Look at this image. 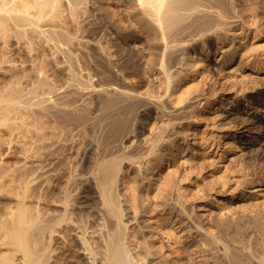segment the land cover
<instances>
[{
  "label": "bare ground",
  "instance_id": "bare-ground-1",
  "mask_svg": "<svg viewBox=\"0 0 264 264\" xmlns=\"http://www.w3.org/2000/svg\"><path fill=\"white\" fill-rule=\"evenodd\" d=\"M236 1L0 0L3 43L12 38L39 52L30 66L31 86L25 88L20 81L22 85L5 84V89L3 85L0 92L1 126L10 122L8 116L15 109L12 121L17 109L31 111L34 117L33 123L27 119L32 140L31 152L26 149L29 154L24 155L25 161H31L30 176L21 178L27 168L24 163L26 168L20 170L17 180L19 184L23 179L19 197L14 199L17 201L0 204H7L0 207V264H197L189 248L192 241H188L195 233L201 236L204 260H211L210 264H217L219 257L232 264H264V206L262 211L260 203L245 208L255 211L251 216L242 212L235 219L230 216L234 220L227 214L228 218L222 215L221 221L214 219L217 230L235 241L236 246L231 247L230 237L227 242L219 236L222 232L214 235L202 220L195 225L192 203L189 207L184 199L180 201L192 194L185 177L179 179L177 172L166 174L160 168L166 154L159 151L169 137V127L187 109L192 116L201 111L192 105L201 96L196 93L199 84L195 76L202 71L191 57L180 59L179 55L189 51V42L194 46L196 40H204L210 33L236 40L237 35L231 33L233 24L242 17L241 12H246L244 8L239 9V17L234 14ZM254 1L239 0L244 6ZM93 9L101 14L95 16ZM89 39H98L97 44ZM131 40L133 46H129ZM139 42L144 45L141 49H137ZM39 55L46 63L40 62ZM235 55L236 51H228L226 59ZM177 63L186 71L172 73ZM247 64L263 68L264 63ZM215 90L210 94L213 100L218 96ZM213 100H208L209 106ZM153 110L161 118L159 115L150 124L146 146L125 150L124 143L139 138L143 125L150 123ZM196 119L189 123L197 125ZM22 120L24 127L26 120ZM8 130L12 137L13 126ZM176 140H169L170 148ZM237 148V144L229 143L227 151ZM8 152L0 153V193L7 176L18 169L17 165L9 168L2 163V156ZM260 153L264 155V148ZM236 162V169L228 166L231 173L225 184L234 191L252 187L258 195L264 188V166L255 162L251 170L243 155ZM240 175L244 179H239ZM174 190L178 195L172 197ZM173 198L179 200L173 202ZM177 224L186 228V236L178 234ZM145 227L151 237L162 231L168 244L162 238L157 246L146 236Z\"/></svg>",
  "mask_w": 264,
  "mask_h": 264
},
{
  "label": "rangeland",
  "instance_id": "rangeland-1",
  "mask_svg": "<svg viewBox=\"0 0 264 264\" xmlns=\"http://www.w3.org/2000/svg\"><path fill=\"white\" fill-rule=\"evenodd\" d=\"M244 8L245 10H243ZM239 9L246 11V12H241L240 10V12L242 13V17H239L237 14L240 13ZM96 10L97 9H93V13L95 12L94 13L95 16H97L98 13H99L98 15H100L101 12L99 10H97L98 11L97 12ZM235 13L237 14V17L240 18L239 20H236L234 22L233 30L231 32L234 33L233 35H237L236 40L232 41L231 39H225V38L222 39L219 38V35L216 36L215 35L216 33L215 34L210 33L208 34L207 37L204 38V40H200V38L196 40L194 46L192 45V43L189 42V47H188L187 46L188 43H187L186 46L188 47L189 51H185L186 52V54L184 53L185 55L183 53L182 55L181 54L179 55V58L181 56L180 59L182 58L185 59V57H191L190 59L194 60L197 63V66L199 65L198 68H200V72L202 71L201 73H198L195 76V81L198 82L199 84V89L196 93L198 94L199 92L201 96L199 97L198 100L197 99L193 100V102L196 101L195 103L192 102L193 103L192 106H195V108L198 109L200 108L201 111L196 113V116H192L193 113L191 112V109H187L186 111L187 114L186 112L185 114L184 113L181 114L180 116L181 119H179V121L178 120L176 121L177 122L175 123L176 125L174 124L173 125L174 127L170 125L171 126L169 127L170 132L168 133L169 137H167L168 140L165 139L162 142L163 143L161 144L162 149L160 147L161 150L159 151L160 153L166 154V159L163 162L164 165L162 164V166L160 167L161 171L166 174H170L171 172L172 173L177 172L179 179L185 177L186 185L189 186V189L192 193L191 195H189L188 198L186 197L187 199H189L190 203L187 202L185 197L180 199V197L178 196V198L182 202H184L185 200L184 203L185 205L187 204L186 206L190 207V204L192 203L191 205L194 208V214L196 219L195 225L196 222L198 225L202 220L205 228H207L209 231L214 230L213 231L214 235L215 234L217 235L220 232H222V231H218L217 230L218 227H216V225L214 224L215 223L214 219L216 217L218 218L216 219L220 221L222 220L223 217L228 218L230 216L234 217L235 219L237 217L236 214L240 215L242 212L243 213L245 212L244 213L245 215L251 216L253 215V212L255 213V211L253 212L251 211L252 214H250L251 213L250 210L245 208L252 207L256 203H260V207L262 211L263 210L262 206H264V188H261L263 190L259 191L258 195H255L256 191L252 187H245L240 189L241 191L240 190L234 191L235 188L229 189V186L225 184V181L227 180L228 176L231 173L230 170H228V166L232 167V169H236L237 167L236 159L239 158L240 155L244 156V159L251 170L255 168V165L257 163L259 166H264V155L263 153H260L264 148V64H263V68L261 66H258L257 68L255 66H247L248 62L254 64V63H259L261 60V62L264 63V0H255L251 5H245V6L244 4L242 5V3L239 2L238 0V2L236 1V5L234 8V14ZM112 36L115 38V34H112ZM2 39L0 38V65H1L0 67H2L0 68V88H1L0 92H2L1 90H4L6 86L14 87V85H18V84L22 85L21 82L24 83V85H22L23 87L26 86L27 88H29L31 86L30 81L33 80V77L30 76V74H32L33 71V68L31 67H33L34 65L33 61H35V58L37 56L36 54H38L39 52L37 51L36 48H35L36 50L35 49L33 50L32 48L34 47L29 46L28 44H27L28 47L25 48L24 46H27L26 44L24 43L22 44L20 42L15 43L12 38L7 40V42L9 41L10 43H12L10 44L8 42L9 44L8 47L7 42H6L7 45L6 46L5 42L3 43L4 39L3 41ZM89 40L93 45H96L97 44L96 40L98 39L95 40L89 39ZM129 43H130L129 46L130 45L133 46L135 44L132 40ZM15 44L18 45V48H16L17 45ZM137 44H138L137 49H141V47L142 48L144 47V45H142L143 43L141 44L139 42ZM11 45L14 46L12 47ZM4 47H8V49ZM29 48L32 49L33 51L30 50ZM5 49H7V51ZM28 49L32 53H28L29 52ZM228 51H232V52L236 51V55L231 59H226V52ZM40 56L41 55H39V58L42 59L43 61L40 60L39 61L46 63V60L44 61L45 58L47 59L46 55L45 58L44 56L41 57ZM143 62L145 63V61ZM173 67H172L173 70H171L172 73H177V71H179L178 73L186 71L185 66H183L180 63L179 64L177 63ZM49 68L48 70L51 71V66ZM58 76H59L57 77L58 79L62 78L60 75ZM255 77L257 78V80ZM15 79L19 81L17 82ZM13 81L14 83L15 82L17 83L13 84L12 83ZM254 84H256L258 88L255 89L254 88L255 86H253ZM3 85H4V89L2 88ZM212 89L214 90L216 89L215 92L218 93V96L214 100L213 98L210 97V94L213 93L214 91ZM236 92L237 93L244 92L246 95L244 97H241L240 95L238 96ZM207 96H209V99L207 98ZM208 100L209 101L213 100L212 106H209ZM15 110L13 112H10L11 116H8V120L10 122L12 121L10 120V118L13 119L12 116L14 115ZM17 111H16L17 113L15 114L16 116L14 117V121H12L11 123L4 121L6 122L4 123L6 125L3 126L0 125V138L10 137L11 135L8 133L9 132L8 128L11 129L13 126L12 132L10 130V133L13 134V136L5 140L7 143L6 145L4 138H3L4 143L2 145L0 144L1 147L0 150L2 151V152L0 151V153H6L10 151L7 153L6 156L5 154L4 156H2L3 157L2 163L4 161L5 162L4 165L5 164L8 165L9 168L10 167L14 168V166L17 165V167L16 166L15 167L18 168L17 170H19L18 172L19 174H18L17 170L14 168L13 170L14 172L16 171L15 173L16 175L12 174L14 173L12 170L11 171L12 173L10 172V174L7 176L8 182H6V185L10 184L11 186L9 185L8 187L5 184L4 186H6V189L10 191H7L4 186L2 187V189H4V191L6 192H4L1 189L2 193H0V204L1 202L5 203L7 200L9 201L11 200L10 201L11 203L17 201L18 198L16 200L14 199L15 197H19L18 194L20 189H22L21 187L23 185L22 184L23 179H21L20 183L18 184L19 182L17 181L18 175H20L21 173L23 174L22 177L21 175L19 176V179L20 177L23 178V176L24 179L29 178L26 176L30 172L29 169L31 167V161L30 159H27L29 161H25L26 157H24V155L29 154V151L31 152L30 149L31 146L29 144L31 143L32 139H29V137L32 138L31 136L32 132L30 133L31 125L27 124V122L31 123L33 121L32 118L34 117L32 112L29 111L28 113L26 109H25L26 112H24L23 109L22 112L20 111V109H17ZM20 112L22 115L20 114ZM18 113L20 114L21 118L17 116ZM31 114L32 117L29 118ZM159 115L160 114L156 110L151 111L149 115L150 117L152 116L150 119V123L147 125H143L144 128L141 131L139 138H134V141L132 140L133 142L129 141L126 142V144L124 143L125 145V146L123 145L125 147L124 149L125 150H127V148L131 149L133 146H137V145H140L141 147H145L146 146L145 140L146 138L148 139V137H150V131H151L150 129L153 126L150 124L155 122V120H158ZM191 117L193 118L191 119ZM195 117L197 118L196 119L197 125L190 124L189 121L193 120ZM15 118L16 120L17 118H19L20 120L22 119L26 120L24 121L25 126L23 127L22 125L23 123H21L23 120L21 122L20 120H18L19 121L18 123L19 128H18L17 127L18 121H16ZM27 119H32V120H30L31 122H29V120ZM26 124L28 125V127L30 126V130ZM20 127H23L24 130L23 129L21 130ZM228 128H231L230 129L231 131L230 130L228 131ZM18 130H20L21 133ZM28 130L29 132L27 133L26 131ZM22 131H24V133L26 132L27 134L22 133ZM4 135H6V137ZM173 137L175 140L177 139L176 140L177 142L175 143L176 145L171 147L172 148L171 151L170 144L168 142ZM1 140L2 139H0V143L3 142ZM229 143H233L235 145L237 144L238 148L234 152H228L227 148ZM167 145L169 147H167ZM129 146H131V148ZM26 149L28 150L30 149V150L26 151ZM173 150L176 154L173 153ZM171 152L172 154H170ZM192 158L195 159L193 160ZM20 159L22 160L20 161ZM255 162L256 164H254ZM23 164L27 166V168ZM21 167L22 169H19ZM23 168L24 170L26 168V170L24 171ZM20 170H23L24 172L20 173ZM24 174H26V176ZM13 176H15L16 180ZM28 176H30V174H28ZM238 177L241 180L244 179V176L240 175ZM12 180L13 182H11ZM226 185L228 189L225 192ZM13 186H15V189ZM122 187L123 186H121L120 189H122ZM178 187L177 189L175 188V190L178 193H180ZM176 191L175 193L173 192L172 197H174V194L175 196L178 195L176 194L177 193ZM121 192L124 193V190H121ZM183 192L181 191V193ZM175 198H173L174 200L173 202H177V200H179V199L176 200ZM10 202L9 204H11ZM3 203H2L3 206L0 207H6L8 204V202H6L7 204H3ZM13 205L14 204H12L11 206ZM258 210L260 211V208H258ZM226 214L228 217H226ZM222 215L224 216L221 218ZM232 217H230V219H233ZM149 220L151 222H154V220L152 219ZM176 228H178L179 235L186 236L187 230L185 227H183V225L179 226V224H177ZM144 230L146 236L149 237L150 239H153L156 242V245L159 246L160 240H162V238L164 239V234L162 233V231L158 230L156 235L154 237H151L152 233L150 232V229L148 227H145ZM212 231L210 232L212 233ZM224 233L223 232L220 233L219 236L223 238L222 239L223 241L225 240L229 242L228 240V237H230L228 236L229 234L226 232ZM195 236L193 240H191L190 238L188 239V241H192L189 243V248L195 257V262L197 264H210L211 260H206V261L204 260L205 254L202 245L203 243H201L202 242V239L200 238L201 236L197 235L196 233ZM255 238H257V236ZM255 238L253 236V239ZM229 239H230L229 242L230 246L231 247L236 246L235 241L232 242L233 240H231L232 239L231 237ZM164 241L166 242V244H168L167 242L168 240H166V238L164 239ZM170 243L172 242L170 241ZM254 245L256 246V242ZM218 246L217 247L219 248L220 251L218 250V248L216 249L218 250V252L221 253L223 246L222 242L220 243L219 241ZM255 246L254 248L250 247V249L251 248L253 250L255 249L256 252L257 250L256 248L258 247L256 246L255 248ZM252 249L251 251L249 250V252H252L253 251ZM156 251H158V249ZM158 254H157L159 258L158 260H160L161 255L160 253ZM216 260L218 262L217 264H221V261H223L224 259H221L219 257V260L218 258ZM225 260L224 262H222V264H232L231 262L228 263L227 259Z\"/></svg>",
  "mask_w": 264,
  "mask_h": 264
}]
</instances>
